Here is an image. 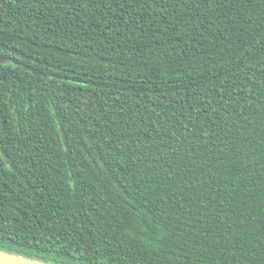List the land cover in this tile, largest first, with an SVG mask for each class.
<instances>
[{
    "label": "trees",
    "instance_id": "trees-1",
    "mask_svg": "<svg viewBox=\"0 0 264 264\" xmlns=\"http://www.w3.org/2000/svg\"><path fill=\"white\" fill-rule=\"evenodd\" d=\"M0 56V249L264 264V0H0Z\"/></svg>",
    "mask_w": 264,
    "mask_h": 264
},
{
    "label": "water",
    "instance_id": "water-1",
    "mask_svg": "<svg viewBox=\"0 0 264 264\" xmlns=\"http://www.w3.org/2000/svg\"><path fill=\"white\" fill-rule=\"evenodd\" d=\"M7 58L0 56V63L5 64ZM0 264H51L41 260L25 257L0 249Z\"/></svg>",
    "mask_w": 264,
    "mask_h": 264
}]
</instances>
